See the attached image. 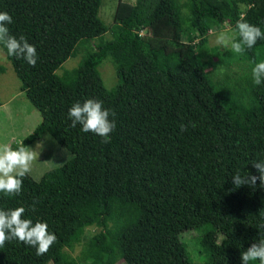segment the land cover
<instances>
[{"label": "trees", "instance_id": "obj_1", "mask_svg": "<svg viewBox=\"0 0 264 264\" xmlns=\"http://www.w3.org/2000/svg\"><path fill=\"white\" fill-rule=\"evenodd\" d=\"M101 1L0 0V11L13 20L10 34L23 35L37 53L35 67L5 54L19 91L40 116L11 148L48 133L72 155L27 194L0 193V209L24 207V219L46 223L57 238L42 256L6 242L0 264H68L65 250L90 227L96 232L82 244L79 263L241 264L264 224L259 181L255 188L232 182L237 171L257 174L252 163L264 159V83L252 79V68L264 61V39L243 54L221 52L245 65L238 79L223 73L212 80L201 52L209 30L226 22L264 32V0H118L110 39L98 18ZM86 40L96 43L57 74ZM103 60L117 77L110 89L97 71ZM86 99L115 112L110 143L71 127L69 108ZM192 229L201 231L199 263L190 261L181 239Z\"/></svg>", "mask_w": 264, "mask_h": 264}, {"label": "clouds", "instance_id": "obj_2", "mask_svg": "<svg viewBox=\"0 0 264 264\" xmlns=\"http://www.w3.org/2000/svg\"><path fill=\"white\" fill-rule=\"evenodd\" d=\"M12 22L9 13L0 11V45L3 46L0 47V54L23 59L30 66L35 67L37 63L35 46L29 44L23 35L17 38L10 34L7 25ZM260 39H264V32L259 27L237 21L235 30L231 34L220 31L215 36V43L225 49L230 48L236 54H243L246 49L253 48ZM252 79L255 85L264 83V61L256 63L252 68ZM115 115L114 111L105 109L102 101L96 99L76 102L68 110L72 128L79 125L83 132H90L102 138V143H110V134L116 128ZM180 131H187V126L181 123ZM37 156L36 151L23 145L14 150L8 144H0V193L5 196L20 195L23 178L31 172L32 163ZM252 166L257 174L241 175L237 171L233 175L232 182L236 188L242 186L255 188L259 181V187L264 189V159L254 161ZM24 213V207L0 209V247H4L6 242L17 240L35 248L36 255L42 256L48 252L57 238L48 231L46 223L40 221L33 223L30 219H24ZM258 231L260 234L258 241L251 243L241 252V264H250L252 261L264 264V224L258 226Z\"/></svg>", "mask_w": 264, "mask_h": 264}, {"label": "rangeland", "instance_id": "obj_3", "mask_svg": "<svg viewBox=\"0 0 264 264\" xmlns=\"http://www.w3.org/2000/svg\"><path fill=\"white\" fill-rule=\"evenodd\" d=\"M118 0H102L98 9V18L108 27V31L104 34V39L112 37V15ZM128 4H134L135 0H121ZM241 11H245L242 7ZM225 31L231 34L234 31V25L225 23L222 27L211 28L206 36V43L201 52L205 71L209 73L214 81L222 78L223 73L231 78H240L245 72V65L235 60L230 54H222L224 47L215 43V36L220 32ZM139 34L145 36V31ZM182 41H186V35L182 36ZM200 41L196 39L195 43ZM96 43V40L83 41L77 48L74 56L68 58L62 66L56 71L61 74L63 71L74 68L80 57L83 56L89 48ZM216 53V54H215ZM0 67L4 72L0 74V144H8L10 147L18 145L21 140L32 132L35 126L40 121L38 112L26 100L24 93L19 91V83L17 82L11 66L6 60L5 54H0ZM97 71L101 77L103 86L110 89L115 86L117 77L114 67L109 60H103L98 66ZM33 151H36L38 156L33 161L31 172L23 178V184L20 195L27 194L37 183L39 177L47 170L62 165L65 161L71 158V153L59 146L48 133H43L40 138L31 146ZM96 230L92 227L88 228L81 242L76 243L72 249L65 250V260L68 264H83L77 261L82 244L95 233ZM201 236V231L194 229L185 232L181 235L182 241L188 249V257L193 263L200 262V258L195 254L198 239ZM51 264V263H48ZM114 264H125L122 260L116 259ZM250 264H259V261H252Z\"/></svg>", "mask_w": 264, "mask_h": 264}, {"label": "bare ground", "instance_id": "obj_4", "mask_svg": "<svg viewBox=\"0 0 264 264\" xmlns=\"http://www.w3.org/2000/svg\"><path fill=\"white\" fill-rule=\"evenodd\" d=\"M179 163V162H178Z\"/></svg>", "mask_w": 264, "mask_h": 264}]
</instances>
